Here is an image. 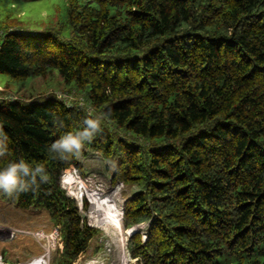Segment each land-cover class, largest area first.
<instances>
[{
  "label": "trees",
  "instance_id": "16d2710c",
  "mask_svg": "<svg viewBox=\"0 0 264 264\" xmlns=\"http://www.w3.org/2000/svg\"><path fill=\"white\" fill-rule=\"evenodd\" d=\"M67 7L46 32H0V74L57 71L83 102L0 98V167L23 159L46 176L0 200L47 211L63 244L53 264H74L99 235L74 200L85 179L67 172L84 175L85 149L115 163L113 185L136 190L119 216L125 231L140 228L127 240L137 264H264V0ZM85 118L100 119L91 142L52 158V143Z\"/></svg>",
  "mask_w": 264,
  "mask_h": 264
},
{
  "label": "rangeland",
  "instance_id": "374dc122",
  "mask_svg": "<svg viewBox=\"0 0 264 264\" xmlns=\"http://www.w3.org/2000/svg\"><path fill=\"white\" fill-rule=\"evenodd\" d=\"M67 6L68 0H0V32L6 33L10 29L30 33L46 32L64 22ZM50 92L68 103H83L82 96L73 92V85L66 84L57 71L46 78L36 76L25 81H16L8 75L0 74V98H18L23 101L39 98L37 101H42L40 97ZM79 161L83 166L84 175L78 171L74 174L77 179H85L84 186L80 185L78 189L83 194L81 198L86 200L89 206L87 210L84 209L83 218L88 225L92 224L89 214L94 203L99 208L98 211L100 210L97 215L100 214L102 222L101 228L92 224V228L98 229L99 235L91 242L88 251L74 264H137L127 250L128 235L120 220L121 234L108 237L104 232L107 205L101 201V196H97V190H102L101 193L107 192L111 202L118 203L119 212L123 203L120 201L136 190L121 184L113 185L111 179L115 163L105 160L98 153L84 149ZM66 192L70 194L67 189ZM117 214L119 217V213ZM145 226L144 223L142 231ZM56 228L47 211L38 208L23 210L0 200V264H53L57 252L63 249L62 239L58 241L54 238Z\"/></svg>",
  "mask_w": 264,
  "mask_h": 264
},
{
  "label": "clouds",
  "instance_id": "9594fccd",
  "mask_svg": "<svg viewBox=\"0 0 264 264\" xmlns=\"http://www.w3.org/2000/svg\"><path fill=\"white\" fill-rule=\"evenodd\" d=\"M83 128L73 132H66L59 137L50 147L52 158L67 159L70 156H78L86 142H91L100 131V119L85 118ZM46 179L44 169L21 159L9 162L0 167V193L13 195L28 191L30 187Z\"/></svg>",
  "mask_w": 264,
  "mask_h": 264
},
{
  "label": "bare ground",
  "instance_id": "6f19581e",
  "mask_svg": "<svg viewBox=\"0 0 264 264\" xmlns=\"http://www.w3.org/2000/svg\"><path fill=\"white\" fill-rule=\"evenodd\" d=\"M64 173H63V175H64ZM101 192H102V190L99 192L97 190V196H101V201L103 203H105V205H107V210L105 211V215H104V232L107 234L108 237L109 236L110 237L111 236L116 237L117 235L122 233V231L120 229L121 228L120 222H119L120 219H118L120 216L118 217V214H117V213H119V212H117L118 203L116 201L111 202L110 198L108 197L107 192H103V193H101ZM124 201L125 200L123 199L122 201H120V203H122ZM121 224H122V222H121ZM131 232H136V231H131V229H129L126 233H127V235H130ZM124 246H125V244L122 245L121 247L124 248Z\"/></svg>",
  "mask_w": 264,
  "mask_h": 264
},
{
  "label": "built area",
  "instance_id": "2783aa9c",
  "mask_svg": "<svg viewBox=\"0 0 264 264\" xmlns=\"http://www.w3.org/2000/svg\"><path fill=\"white\" fill-rule=\"evenodd\" d=\"M71 170L74 171V173H75L74 168H72ZM68 171H70V170H68ZM79 179H80V178H79ZM62 186H63V185H62ZM75 200L77 201V204H78V207H79L80 212L83 213V212H84V200H83V198H81L80 201L77 200V199H75ZM90 226H91V225H90ZM58 230H59V229L56 228V230H55V237H54V238H56L58 241H61L60 232H59ZM145 238H146V236L143 235V239H145Z\"/></svg>",
  "mask_w": 264,
  "mask_h": 264
},
{
  "label": "water",
  "instance_id": "95a60500",
  "mask_svg": "<svg viewBox=\"0 0 264 264\" xmlns=\"http://www.w3.org/2000/svg\"><path fill=\"white\" fill-rule=\"evenodd\" d=\"M123 212H124V210L122 209V216H123ZM131 231H136V232H138V231H139V227L131 228ZM136 232H134V233H136Z\"/></svg>",
  "mask_w": 264,
  "mask_h": 264
}]
</instances>
